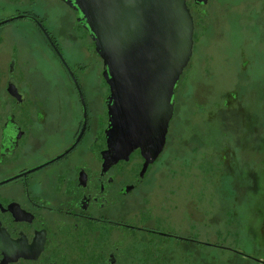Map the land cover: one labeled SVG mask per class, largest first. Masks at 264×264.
Instances as JSON below:
<instances>
[{"label":"flooded vegetation","instance_id":"obj_1","mask_svg":"<svg viewBox=\"0 0 264 264\" xmlns=\"http://www.w3.org/2000/svg\"><path fill=\"white\" fill-rule=\"evenodd\" d=\"M185 4L191 57L210 32L220 36L233 10L264 24V0ZM69 37L86 62L70 63ZM244 47L238 93H224L238 99L208 107L193 98L200 84L189 98L179 79L161 151L147 163L139 147L113 161L110 88L76 0H0V264H181L182 250L209 244L198 232L199 223L212 228L215 160L223 233H240L262 165V121L251 101L264 50H253L257 69L249 74ZM198 199L207 203L200 222Z\"/></svg>","mask_w":264,"mask_h":264},{"label":"water","instance_id":"obj_2","mask_svg":"<svg viewBox=\"0 0 264 264\" xmlns=\"http://www.w3.org/2000/svg\"><path fill=\"white\" fill-rule=\"evenodd\" d=\"M76 4L110 88L106 153L112 151L117 161L139 147L147 163L164 146L174 89L192 54L190 11L185 0H76Z\"/></svg>","mask_w":264,"mask_h":264},{"label":"rangeland","instance_id":"obj_3","mask_svg":"<svg viewBox=\"0 0 264 264\" xmlns=\"http://www.w3.org/2000/svg\"><path fill=\"white\" fill-rule=\"evenodd\" d=\"M264 19V17H262ZM264 22V21H263ZM220 36L216 32H210L207 37L194 47V53L190 58V64L184 68L180 77L184 93L191 97L192 89L196 83L200 84L193 94L194 99L208 101V107L212 106L213 101H233L237 96H230L224 93L236 92L239 88L240 79V47H244L248 59L246 68L250 72H255V60L253 50H264V24L251 25L244 20V10H233L227 16L225 22L219 26ZM69 52L67 57L70 63L83 61L86 57L78 49L76 42L70 38ZM260 42V43H259ZM264 63V58H257L256 61ZM260 69L258 75L261 78V85L254 86L252 89L253 97L251 106L256 109L257 116L261 118L262 138H261V178L260 194L256 200L247 203L244 209V229L240 233H223L225 226L224 212L222 210L223 200L222 190V171L216 166L219 161L215 160L212 172V180L208 184V190L213 194L211 215L212 227L206 229L205 224L199 223L198 238L208 241V245L196 244L192 250H182L181 264H264V64L257 66ZM207 83V85L204 84ZM207 86V88H206ZM208 90L207 95L204 91ZM238 93V91H237ZM234 97V99H233ZM187 112L190 108L186 107ZM214 112L217 106L213 107ZM237 114L236 110L234 111ZM210 131H218L214 123ZM200 173V171L198 172ZM206 201L198 199L199 222L206 215ZM236 225V224H235ZM258 257L259 260H255ZM256 258V259H258Z\"/></svg>","mask_w":264,"mask_h":264}]
</instances>
